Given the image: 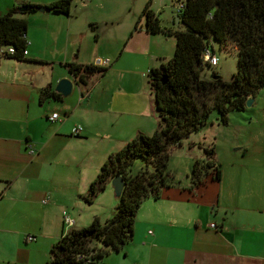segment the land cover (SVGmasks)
<instances>
[{"label": "crops", "instance_id": "crops-1", "mask_svg": "<svg viewBox=\"0 0 264 264\" xmlns=\"http://www.w3.org/2000/svg\"><path fill=\"white\" fill-rule=\"evenodd\" d=\"M53 1L0 0V15ZM144 2L71 0L66 14L20 15L26 54L0 57V264H44L62 231L109 217L116 203L109 179L91 203L81 197L107 154L155 129L145 73L173 48L171 35L144 30ZM96 60L107 64L86 69L82 87L63 66ZM61 78L71 82L69 93L40 100L39 90ZM228 113L224 124L214 120L169 150V184L140 201L120 249L128 264H264V86L247 107ZM202 148H210L216 173L209 166L195 179L191 164L205 158Z\"/></svg>", "mask_w": 264, "mask_h": 264}, {"label": "trees", "instance_id": "trees-1", "mask_svg": "<svg viewBox=\"0 0 264 264\" xmlns=\"http://www.w3.org/2000/svg\"><path fill=\"white\" fill-rule=\"evenodd\" d=\"M70 1L55 0L43 7L46 11L66 14ZM148 3L146 0L139 12L144 30L173 37L170 57L145 73L156 118L155 129L148 135L135 134L106 155L81 199L85 204L91 203L107 180L117 175L122 185L109 217L99 221L94 216L85 226L62 231L50 244L44 264L99 262L109 251H119L130 238L133 215L140 201L156 198L159 189L169 184L165 169L169 150L206 124L211 111L215 121L224 124L228 111L241 110L244 101L264 86V0H182L175 13L182 29L172 31L158 24ZM20 6H25V11L18 12L16 7L0 15V49L12 46L14 50L13 54L2 52L0 57L23 59L26 21L20 15L35 11L38 5ZM210 40L219 47L234 46L235 69L228 81H222L214 73L208 79L199 77V70L207 66L200 62L199 55L204 46L211 50ZM63 66L72 82L80 87L85 85L86 69L103 70L92 65L64 63ZM38 96L40 100L59 99L48 85L39 90ZM202 151L207 159L194 160L191 164L189 175L195 179L209 166L216 173L208 159L210 148ZM135 158L141 166L130 172L129 166Z\"/></svg>", "mask_w": 264, "mask_h": 264}, {"label": "rangeland", "instance_id": "rangeland-1", "mask_svg": "<svg viewBox=\"0 0 264 264\" xmlns=\"http://www.w3.org/2000/svg\"><path fill=\"white\" fill-rule=\"evenodd\" d=\"M131 2V0H128ZM136 2L137 0H133ZM144 1V0H143ZM146 1V0H145ZM177 2H182V0H149L148 8L154 11L155 17L158 19V24L160 26H167L170 29L173 28L174 30H181L182 26L178 23L174 26L170 25V17L173 15V6ZM134 6V4L132 5ZM212 53L216 57V65L215 66H205L203 65L202 68L199 70V77L202 79H208L209 76L214 73L217 75L222 81H228L230 78V74L234 72L235 69V49L232 44H227L226 46L219 47L215 41L210 40L209 43ZM230 112V113H228ZM228 114L235 113L234 110L228 111ZM214 117L215 114L211 111L207 117V122L204 124L200 129L197 131H201L203 128H207L209 124H214ZM194 133H190L189 136H192ZM176 159H173V163ZM171 161V160H170ZM169 161V164H170ZM140 162L138 158H135L131 165L129 166L130 172H134L138 169V165L136 163ZM182 162H179L181 165ZM93 242V241H92ZM91 242V243H92ZM95 246H98L95 243ZM123 247V246H122ZM122 249V248H121ZM114 252V251H113ZM112 253L109 251L103 257H101L100 262L103 264H128V261L121 257V250H119L117 255L112 253L113 255H109ZM113 256V257H109ZM110 258V259H109ZM100 262H91L87 264H100ZM123 262V263H122Z\"/></svg>", "mask_w": 264, "mask_h": 264}, {"label": "built area", "instance_id": "built-area-1", "mask_svg": "<svg viewBox=\"0 0 264 264\" xmlns=\"http://www.w3.org/2000/svg\"><path fill=\"white\" fill-rule=\"evenodd\" d=\"M181 7V2H177L174 6H173V10L176 13ZM27 41L24 39V48L21 51V56H24L26 54V45H27ZM2 52H6L8 54H13L14 50L12 46H7L4 49H0V54H2ZM199 59L201 63H205L207 66H215L216 65V57L214 56V54L211 52V50L208 48V46H204L201 49L200 55H199ZM107 62L105 60H96L94 65L95 67H99V68H104L106 66ZM57 118V115L55 113H50V115L48 116V119L51 120H55ZM79 126L75 125L72 126L70 128V134L71 135H76L77 132L79 131ZM28 153H33V150L30 146H28ZM213 172V170H212ZM61 223L63 224V226H67L69 227L71 225V220L67 217V215L65 213H61ZM208 227L211 229H214L215 226L213 223H209ZM28 240H31L32 237L28 236L27 237Z\"/></svg>", "mask_w": 264, "mask_h": 264}, {"label": "water", "instance_id": "water-1", "mask_svg": "<svg viewBox=\"0 0 264 264\" xmlns=\"http://www.w3.org/2000/svg\"><path fill=\"white\" fill-rule=\"evenodd\" d=\"M25 9H26L25 6H19L17 8V10L20 12L25 11ZM36 10L38 12H43L44 8L42 6H38V7H36ZM173 21H174V23L177 22L176 16H174ZM87 71L91 73L93 70L91 68H89V69H87ZM84 76L86 78L87 74ZM213 77H215V76H213ZM70 86H71V82L69 80H67L65 78H61V79L56 80V82L54 83L51 90L54 93L58 94L60 97H64L69 93ZM250 102H251V98L246 99L244 101L243 106L247 107L250 104ZM121 185H122L121 180L117 175H112L109 178V186L111 187V192H112L114 197L118 196L120 189H121Z\"/></svg>", "mask_w": 264, "mask_h": 264}]
</instances>
